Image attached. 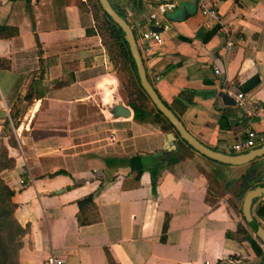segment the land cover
<instances>
[{"label": "crops", "instance_id": "0c3cea01", "mask_svg": "<svg viewBox=\"0 0 264 264\" xmlns=\"http://www.w3.org/2000/svg\"><path fill=\"white\" fill-rule=\"evenodd\" d=\"M83 1L0 0V24L17 27L16 34L0 37V140L15 157V166L2 171L14 189L15 215L29 224L19 263L47 264L54 253L62 264H107L108 251L115 264H264L255 235L249 241L233 234L243 222L229 200L238 205L234 192L252 170L250 162L213 161L177 134L168 149L166 134L174 129L154 115L136 120L126 99L114 95L118 82L100 35L87 32L95 25ZM109 1L136 37L160 26L161 41L149 57L141 53L146 73L196 138L234 152L228 144L249 129L264 133V0H207L218 19L204 16L195 0ZM63 64H71L64 74L72 81L17 103L11 118L18 93L41 66L53 80ZM183 89L192 91L185 107V100L174 102ZM219 91L235 104L224 103ZM119 102L129 115L112 114ZM7 128L17 146L8 144ZM257 158L254 167L264 170V155ZM220 168L224 188L210 197L209 174ZM90 193L93 200L79 209L77 200Z\"/></svg>", "mask_w": 264, "mask_h": 264}, {"label": "trees", "instance_id": "16d2710c", "mask_svg": "<svg viewBox=\"0 0 264 264\" xmlns=\"http://www.w3.org/2000/svg\"><path fill=\"white\" fill-rule=\"evenodd\" d=\"M180 2H182V0H180ZM158 3H166V1H158ZM85 5L90 7L88 8ZM113 6L116 7L115 5ZM81 7L84 10L90 11L94 19L95 29L90 30L87 28V32L95 31L100 35L108 61L110 62V64L115 66L117 70H121L123 72V79L125 80H121V85L125 90V99L133 109L134 118L141 121L144 119H148L152 115H154L152 116V119L160 121L162 120L166 123V125H168V127L174 129L172 123L168 120L167 117L163 115L160 110L157 109V107L153 104V102L141 86L137 76L136 66L130 53L128 43L124 38V31L122 30V28L112 19V17L106 11L102 9L98 0H96L95 2L93 0L83 1L81 3ZM16 33L17 27L12 25L0 24V37H9ZM71 67V64H63V74L61 75V77L51 80L45 78V68L44 65H42L41 71L38 72V76L36 78H33L27 88L21 90L18 93L15 99V103L11 106L10 109L11 118L16 117L19 111V108L16 105L20 101L31 100L35 96L41 97L45 95V93L49 89L50 84H52V86H62L70 83L73 78L71 76L67 77L64 74V70H69ZM153 87L157 92V89L154 85ZM191 100L192 91L183 89L175 98L174 102L177 103L179 101H182L184 102L183 107H185L188 103L191 102ZM166 104L179 117L174 104ZM8 129L9 128L5 130L7 131ZM175 132L178 136V132L176 130ZM7 135L8 144L11 146H17V141L15 140L11 128L9 129ZM183 141L187 145H189L185 140ZM255 160L256 158L250 161L252 170L242 174L240 177L241 184L239 185V188L234 192L237 199L242 198L245 190L248 187L264 184V170L258 167H254ZM14 166L15 157L9 153V149L6 143H4L3 140H0V264H20L19 249L23 245L22 237L29 232V224H21L15 215L17 204L13 200L14 189L8 184V182L2 175L3 170L10 169ZM60 171L61 170H57L56 173ZM141 172L142 169L137 171V177H139ZM156 173L157 169L151 170V182L153 187L156 183ZM208 193L209 191L207 192V194ZM258 199L259 197L253 200V204H255L253 209L254 220L251 223L247 222L243 217L241 208L236 204V201L229 200L231 206L240 213L241 218L245 222H239L237 224L236 230L233 232V234H235L240 240H252L253 232L255 233V229L260 223V219H264V198L260 200ZM92 200L93 193H90L78 199L77 203L79 209H82L86 203L91 202ZM226 234L230 235L231 233L227 231ZM106 252L107 264H115L109 252Z\"/></svg>", "mask_w": 264, "mask_h": 264}, {"label": "water", "instance_id": "95a60500", "mask_svg": "<svg viewBox=\"0 0 264 264\" xmlns=\"http://www.w3.org/2000/svg\"><path fill=\"white\" fill-rule=\"evenodd\" d=\"M102 9L106 11L112 19L122 28L124 31V38L128 43L130 53L133 57L137 76L140 81L141 86L153 102V104L160 110L165 117L172 123L174 126V131L178 132V138L185 140L191 147H193L198 152L203 155L214 159L216 161L227 163V164H243L252 161L253 159L264 155V142L258 146L252 147L246 151L238 152H226L214 149L196 138L183 124L181 119L171 110V108L161 99L156 90L154 89L151 81L149 80L145 64L138 48L136 42L135 33L126 20L124 15L119 12V9L114 7L109 0H98ZM152 1H175V0H152ZM166 8L167 5L165 4ZM152 29H159V25H151ZM218 95L222 98V101L226 104H235V99L225 91H219ZM112 114L115 116H127L130 114V109L127 105L122 102L115 103L112 106ZM175 136L176 132L169 131L166 134L165 147L171 149L172 146H175ZM177 138V136H176ZM171 146V147H170ZM257 197H264V184L263 185H254L248 187L243 196L241 203V213L247 222H252L254 220V211H253V200ZM253 207V208H252ZM255 235L260 239L264 246V225L259 223L255 229Z\"/></svg>", "mask_w": 264, "mask_h": 264}, {"label": "built area", "instance_id": "2783aa9c", "mask_svg": "<svg viewBox=\"0 0 264 264\" xmlns=\"http://www.w3.org/2000/svg\"><path fill=\"white\" fill-rule=\"evenodd\" d=\"M197 3L198 9L201 11V13L206 16L207 18H219V13L217 12V9L214 6H209L207 4V0H195ZM154 25H157L154 24ZM161 41L160 33L157 29H152L151 27L144 28L140 31L138 37H136V42L138 45V48L140 50V53L143 51L145 52L146 56H150V48L153 43H159ZM231 45V41H227L226 46L229 47ZM143 58V56H142ZM215 72L219 73V69L215 67ZM237 100H239L241 103L244 101L242 93H238ZM3 97V93L0 87V99ZM264 142V133H258L253 129H249L247 131V134L244 138L229 143L228 146L230 149H232L234 152L238 151H246L252 147H254L257 144H262ZM264 219H260V223L263 224ZM47 264H62L63 259L60 256H57L54 253H50L46 259ZM177 264H203L201 261H180Z\"/></svg>", "mask_w": 264, "mask_h": 264}, {"label": "rangeland", "instance_id": "374dc122", "mask_svg": "<svg viewBox=\"0 0 264 264\" xmlns=\"http://www.w3.org/2000/svg\"><path fill=\"white\" fill-rule=\"evenodd\" d=\"M93 1L95 2L96 0H93ZM87 5H85V6H87ZM87 7L89 8L90 6H87ZM108 70H109V72H111L113 74L114 77H116L117 82H118V85H117L116 89L114 90L115 97L121 96V97H123L125 99V90L123 89V87L121 85V80L122 81L125 80V79H123V72L121 70H117L115 68V66H113L112 64H110V62H109ZM29 101L30 100H26L25 102L20 101L19 103H20V105L22 103V106H23V105L27 104ZM16 106H18L20 108L19 104L16 105ZM213 161H215V160H213ZM255 161H256V164H258L260 160H259V158H257ZM217 163H219V162H217ZM222 174H224V176H225V173L224 172ZM209 181H210V186H209V195H210V197H212V196H220L221 195V189L223 190V188H224V182L221 183V168L219 169V171H217V173H213L212 172V173L209 174ZM238 188H239V186H238ZM241 201H242V198L240 199V201L237 202L238 205H240L239 207H241ZM236 212H237L238 216L241 217L240 213L238 211H236ZM241 221L243 223H245L242 218H241ZM253 235H255L254 232H253ZM256 239L261 243L262 247L264 248V246H263L262 242L259 240V238L256 237Z\"/></svg>", "mask_w": 264, "mask_h": 264}]
</instances>
